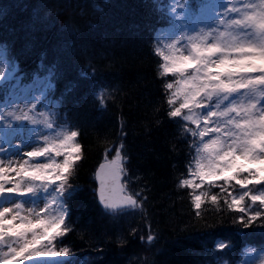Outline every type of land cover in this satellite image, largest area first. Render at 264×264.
I'll list each match as a JSON object with an SVG mask.
<instances>
[{
	"label": "trees",
	"instance_id": "trees-1",
	"mask_svg": "<svg viewBox=\"0 0 264 264\" xmlns=\"http://www.w3.org/2000/svg\"><path fill=\"white\" fill-rule=\"evenodd\" d=\"M189 1L199 10L209 0ZM172 2L0 0V66L3 76L15 71V78L0 84L1 93L9 96L19 81L28 87L49 75L52 85L35 105L46 102L59 134L77 131L81 145L82 159L70 180L77 187L67 201L72 231L57 247L70 255L45 259L218 264L239 258L249 243L264 242V233L244 228L241 214L227 208L224 197L231 202V196L221 188L203 187L209 196L219 194V208L207 199L197 210L194 190L182 186L194 170L200 141L185 131L184 121L168 116L173 90L166 85L177 77L164 72L163 35L174 24ZM101 90L108 92L103 98ZM117 150L124 157L125 187L140 205L135 210H107L97 198L96 169ZM224 187L230 193L239 188L234 181ZM219 238L229 241L223 250H215Z\"/></svg>",
	"mask_w": 264,
	"mask_h": 264
},
{
	"label": "snow or ice",
	"instance_id": "snow-or-ice-1",
	"mask_svg": "<svg viewBox=\"0 0 264 264\" xmlns=\"http://www.w3.org/2000/svg\"><path fill=\"white\" fill-rule=\"evenodd\" d=\"M239 18L221 19L224 30L204 32L188 37L189 54L183 52L164 55L167 62L164 72L179 76L166 88L171 91L167 103L168 116L185 122L184 129L193 137H199L194 175L201 181L183 180L182 186L192 189L215 186L231 196L224 197L228 209L238 211L239 222L251 227L257 221L264 226V190L254 194L252 190L233 196L224 185H264V0L246 2ZM181 35L180 39H185ZM179 41H173L172 47ZM187 47V46H186ZM178 103V106H176ZM35 108V105H32ZM32 109H29L31 111ZM43 115V113H41ZM15 121H27L33 125L52 123L37 120L27 112L16 115ZM7 120L0 115V121ZM187 122L196 126L193 129ZM77 131H71L59 140L42 137L43 143L24 153L19 159L9 156L0 158V201H13L17 197H36L40 192L48 194L40 206L25 208L24 204L12 203L0 206V264H63L52 259L69 256L70 250L60 247L58 240L72 231L66 222L69 215L67 201L74 196L77 187L70 180L75 175L77 162L82 159L81 145L76 142ZM205 137L208 139L205 141ZM123 147V145H121ZM0 153L7 150L0 147ZM25 157H27L25 159ZM56 157H63L57 161ZM100 164L96 177V190L100 204L107 210L120 208L135 210L139 202L136 194L127 191L121 182L125 172L124 157L119 150L111 160ZM14 174V175H13ZM223 181V184H217ZM246 197L251 204H246ZM220 206L219 194L204 191L193 195L195 209L205 200ZM34 203V202H33ZM196 215H200L197 211ZM152 237H149L151 241ZM228 245L218 243V247Z\"/></svg>",
	"mask_w": 264,
	"mask_h": 264
},
{
	"label": "rangeland",
	"instance_id": "rangeland-1",
	"mask_svg": "<svg viewBox=\"0 0 264 264\" xmlns=\"http://www.w3.org/2000/svg\"><path fill=\"white\" fill-rule=\"evenodd\" d=\"M230 3H227L222 6L214 5V10H220V14L218 16L213 15L212 17H209L207 15H202L198 17V23L191 27L187 35L188 37L195 36L197 33L200 32L201 29L204 30V32L214 31L217 29L224 30V25H220L219 21L221 19L229 20L232 18H239V15L242 13H236V12H230L228 9L232 8H239L243 10L244 4L246 2L251 3V0H244L241 2H235L234 0H230ZM241 4V6H239ZM186 9V8H185ZM175 10L178 13V15H181L184 11V6L180 3L175 5ZM180 34L178 33H172L170 34L169 38L170 41H179L178 38H180ZM186 37L184 40H186V44H183L181 42L176 43V54H180V52H183V54L187 55L189 54L190 50V44L189 39ZM187 46V47H186ZM28 94V92H27ZM23 101V102H22ZM28 97L23 99V97L18 96L17 100L14 101L13 104L10 106H2L4 107L2 110L3 112L8 113L9 112H15L16 115H20L21 112H25L27 107ZM43 111L37 113L34 115L33 113L30 115V117H35L37 120H46L47 116L46 114L41 115ZM9 120H11V137L12 141H14V144L7 148L9 149L7 153H0V158L7 159L9 156H11L13 159H19V156L17 154L27 152L31 149H34L38 147L40 144L43 143L42 137L46 135L47 131L45 129H40L42 124H36L38 128L34 129L31 128L34 126L30 122L27 121H15L11 116H8ZM208 139L206 137L205 141ZM1 143V140H0ZM27 157H25L26 159ZM14 175V174H13ZM195 181H199V179L196 177ZM264 190V189H260ZM259 194V192H257ZM23 197H17L13 201L3 200L0 201V206H10L12 203H23L25 208L27 207H33V206H40L46 198L43 196L37 195L36 197H27L25 201H22ZM34 202V203H33ZM3 247V246H0ZM3 251H8L7 246L3 247ZM240 264H264V249H258L256 247H249L246 250L245 258Z\"/></svg>",
	"mask_w": 264,
	"mask_h": 264
},
{
	"label": "water",
	"instance_id": "water-1",
	"mask_svg": "<svg viewBox=\"0 0 264 264\" xmlns=\"http://www.w3.org/2000/svg\"><path fill=\"white\" fill-rule=\"evenodd\" d=\"M106 161L102 162L101 164L105 163ZM97 171H99V168L97 169ZM96 180H97V184H98V187H99V180L97 179L96 177ZM121 182H122V177H121ZM123 183V182H122Z\"/></svg>",
	"mask_w": 264,
	"mask_h": 264
}]
</instances>
